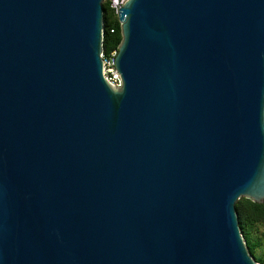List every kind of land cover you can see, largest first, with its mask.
<instances>
[{
	"label": "water",
	"instance_id": "water-1",
	"mask_svg": "<svg viewBox=\"0 0 264 264\" xmlns=\"http://www.w3.org/2000/svg\"><path fill=\"white\" fill-rule=\"evenodd\" d=\"M0 0V264H258L264 0Z\"/></svg>",
	"mask_w": 264,
	"mask_h": 264
},
{
	"label": "trees",
	"instance_id": "trees-1",
	"mask_svg": "<svg viewBox=\"0 0 264 264\" xmlns=\"http://www.w3.org/2000/svg\"><path fill=\"white\" fill-rule=\"evenodd\" d=\"M103 16V33L101 40L102 51L115 47L120 39L119 23L117 18L111 13L104 0L101 1ZM112 27V31L109 28ZM234 207L237 213V221L240 232L247 246L248 253L260 264H264V257L256 255L254 248L260 245V241L255 237H250V231L255 223L264 225V201L255 202L246 196H239Z\"/></svg>",
	"mask_w": 264,
	"mask_h": 264
},
{
	"label": "built area",
	"instance_id": "built-area-1",
	"mask_svg": "<svg viewBox=\"0 0 264 264\" xmlns=\"http://www.w3.org/2000/svg\"><path fill=\"white\" fill-rule=\"evenodd\" d=\"M104 1L108 5L111 13L117 18V9L119 6H121V3L124 0H104ZM109 30L112 31V27H110ZM116 50L117 48L115 46L107 49L106 52L104 53L101 47V52H100V56L102 59L103 75L105 79L113 86L120 85V79L117 74L116 68L114 66V55L116 54Z\"/></svg>",
	"mask_w": 264,
	"mask_h": 264
},
{
	"label": "rangeland",
	"instance_id": "rangeland-1",
	"mask_svg": "<svg viewBox=\"0 0 264 264\" xmlns=\"http://www.w3.org/2000/svg\"><path fill=\"white\" fill-rule=\"evenodd\" d=\"M249 236L255 237L260 241V245L254 248V253L264 257V225L255 223L251 228Z\"/></svg>",
	"mask_w": 264,
	"mask_h": 264
}]
</instances>
